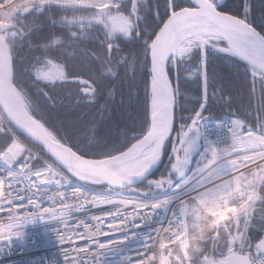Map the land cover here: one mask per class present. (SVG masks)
<instances>
[{
  "label": "trees",
  "instance_id": "16d2710c",
  "mask_svg": "<svg viewBox=\"0 0 264 264\" xmlns=\"http://www.w3.org/2000/svg\"><path fill=\"white\" fill-rule=\"evenodd\" d=\"M117 2L104 9L32 6L18 12L16 27L1 31L10 44L15 85L28 111L59 142L93 159L124 154L148 129L149 93L139 76L141 64H147L143 41L159 23L153 10L159 8L163 18L169 0ZM252 2L256 13L264 11L262 0ZM256 22H260L259 16ZM111 45L118 48L111 50ZM200 55L199 51H191L181 58L177 126L187 125L193 118L199 122L228 114L244 118L264 134V78L250 75L249 64L239 59L209 52L208 100L201 114L200 81L194 71ZM39 70L48 72L47 83L39 82L45 79L43 76L34 79ZM70 79L91 81L88 88L95 86L96 102L88 103L91 97L80 94L81 84L63 82ZM112 89L114 99H108ZM101 104L105 105L103 109ZM12 140L9 133L1 134L0 148L5 150ZM171 140L162 165L129 190L147 192L149 179L168 176L174 163ZM254 186L259 191L256 203L235 225L221 226L218 239L213 238L217 218L207 216L197 202H188L185 211L190 235L174 248L172 264H223L232 252L247 254L250 250L246 245L264 236V180L256 181ZM183 244L187 245L185 252Z\"/></svg>",
  "mask_w": 264,
  "mask_h": 264
},
{
  "label": "built area",
  "instance_id": "2783aa9c",
  "mask_svg": "<svg viewBox=\"0 0 264 264\" xmlns=\"http://www.w3.org/2000/svg\"><path fill=\"white\" fill-rule=\"evenodd\" d=\"M52 1L58 0H0V23L11 22L14 12L23 3L49 4ZM101 1L80 2L99 5ZM7 131L14 133L0 107V134ZM16 138L23 146V154L12 155L15 163H10L0 151V204L17 200H24L28 205L38 202L41 212L57 209V219H72L73 227L77 219H85L90 226L86 229L89 236L95 231L97 235L114 234L121 239L134 237L128 240L124 251L108 253L105 264L114 261L126 264L123 258L127 250L143 245L144 234H150L154 237L151 241L154 264H168L166 249L182 240L185 234L184 217L178 208L181 201L171 202L175 215L171 210L165 214L164 205L169 204L167 197H134L121 191L99 189L72 176L42 152ZM260 151H264V146L247 147L244 122L237 118L209 119L203 123L201 155L187 176L197 188L208 192L207 199L200 200L208 213L225 214L235 220L250 206L255 194L243 186L241 178L250 176L253 180L258 175L261 169L258 166L264 161V156L257 155ZM213 186L215 188L211 190ZM92 224L95 228H91ZM57 226L56 221L43 223L37 220L35 225L29 224L24 243L14 247L11 255H6L0 264H62L60 246L52 232ZM100 228L106 231L100 232ZM46 229L48 243L33 244L32 241L40 239ZM250 258L252 264H264V256L252 254Z\"/></svg>",
  "mask_w": 264,
  "mask_h": 264
},
{
  "label": "snow or ice",
  "instance_id": "6c2138e0",
  "mask_svg": "<svg viewBox=\"0 0 264 264\" xmlns=\"http://www.w3.org/2000/svg\"><path fill=\"white\" fill-rule=\"evenodd\" d=\"M264 3V0H262ZM213 4L216 6L217 12H223L226 16H234L238 22H241L240 28H221L219 23L208 17H194L187 21L194 29H203L208 35L196 34L192 39L187 38L183 32L177 31L172 38V44L174 49L179 51H199L201 53L199 66L196 69V75L199 78L201 89V114L204 108L207 107V83H208V63L209 52L216 56H222L231 59H239L242 63H248L250 53L254 54L256 49H261L260 55L264 56V11L256 13L254 11V4L252 0H213ZM201 0H188L184 3L183 0H169L166 5L163 18L160 14V9L155 8L153 10L154 18L159 22L156 31L151 32L148 38L143 41L146 52L144 59L147 64H141L139 69V76L146 83L147 91L149 93L147 97V124L148 129L142 136L143 145H149L156 139V134L152 131L153 125V91L155 83V66L153 58V44L157 39V34L161 32L166 21H168L173 13H179L186 8H201ZM260 17V22H256V17ZM193 41H198L200 46L194 44ZM188 44L190 47L185 49L182 45ZM118 48V45L114 46ZM39 59V58H37ZM49 60L52 58L49 57ZM182 60L177 58L175 51H172L167 55L165 62L164 73L170 84H173L175 91H179L180 84V68ZM51 71V69H49ZM250 75L256 78H264V73L257 75L256 71H250ZM12 79L10 81L12 87L17 92L19 91L15 86V67L11 68ZM45 77L40 80V83L48 82V72L39 70L37 77ZM66 83H79L81 88L80 94L83 96H90L88 103H95L96 88L93 85L89 90L88 85L91 81L82 82L81 80L70 79L63 81ZM4 86L3 76L0 75V88ZM47 92V89H45ZM111 94L108 99H114V89L110 90ZM50 96H46V99ZM79 100H77V103ZM3 107V105H0ZM105 107L101 104V108ZM196 112L193 113V117H196ZM161 123L163 120L161 118ZM195 119H191V122L187 125L181 124L177 126L175 117V107H173L171 127L166 133L168 140L170 141L173 133H175L178 142H182L185 137L190 136L195 128ZM167 142V141H166ZM7 145H5V148ZM3 151V149H0ZM173 151H176L174 148ZM18 163H22L18 162ZM175 169V164L172 165ZM175 172L170 171L167 180L149 181L152 184L155 193L158 196L167 197L169 204L164 205L165 214L167 211H173L175 215V209L171 207V202H180L187 197L185 206L188 202H196L199 200H206L208 196L207 191H202L197 188L191 178L187 176V173H182L178 178H174ZM167 184V188H164V184ZM213 183H215L213 181ZM204 189H208L207 185L202 186ZM173 189L175 191H173ZM17 205V207H14ZM18 205H23L19 207ZM149 207L151 205H148ZM57 209L41 212V205L37 202L32 205H28L24 200L12 201L11 203L0 204V261H3L6 255H11L14 247L22 245L27 237V227L29 224L35 225L37 220L43 223H49L51 221L57 222V227L52 230L53 237L56 243L60 246V254L62 264H105L108 253L124 251L125 245L129 239L134 237L118 238L114 234L109 235H97V232L93 231L89 236L86 233V229L90 226L85 219H77L76 225L73 227L72 219L62 220L57 219ZM163 217L161 218V223ZM171 223V221H170ZM91 228H95V224L91 225ZM100 232L106 231L104 228L99 229ZM48 230H45V234L37 240H33V244L46 245ZM174 238V237H173ZM144 243L138 248L128 249L127 255L123 258L126 264H154L155 257L152 256V244L154 239L150 234H144ZM170 243V241H166ZM250 252L255 249L257 256H264V236L258 237L255 240H251L246 245ZM113 264H122V261H114Z\"/></svg>",
  "mask_w": 264,
  "mask_h": 264
},
{
  "label": "water",
  "instance_id": "95a60500",
  "mask_svg": "<svg viewBox=\"0 0 264 264\" xmlns=\"http://www.w3.org/2000/svg\"><path fill=\"white\" fill-rule=\"evenodd\" d=\"M202 7L201 8H186L180 11L179 13L172 14V17L165 23L164 29L157 34V39L154 41L153 44V58H154V66H155V73L161 78L162 87L165 92V97L162 102L164 108L168 107L170 109L169 115L163 119V123L161 121L157 124H154L152 127V131L156 134V139L149 145H143L142 139L137 141L135 145L126 153V155H122L118 158L111 159V160H99L93 158H87L82 156L81 154L77 153L71 147L64 145L58 142L56 139H50L44 136H40L32 129L27 126H24L16 116H14L11 112V106L14 99L17 96V91L13 89L10 81L12 79L11 76V68L13 66V59H12V52L10 49V45L8 41L5 39L3 34L0 32V41L4 44L6 55H7V76L5 79L4 84V100L1 105H3V110L7 114L10 122L14 125V127L28 139H30L35 144L41 146L48 154L55 158H62L64 160H71L74 161L75 166L81 165L85 166L89 169L97 168L103 171H107L109 173H113V169L117 166H120L124 163L129 161L135 160L139 158L146 150L155 146L158 141H160V150L161 153L163 152L166 141L168 137L166 133L168 132L169 128L171 127L172 121V113L173 107H175V117H176V110H177V92L173 84L168 82V79L164 73L165 62L167 60V55L162 44L163 37L169 30V28L175 24H177L180 20L184 18L191 17L195 14H204L209 16L214 20H221L225 21L230 28H240L241 22H238L234 16H226L223 12H217L216 7H209L207 0H201ZM14 25H2L0 28L6 29L9 27H13ZM114 46H111L110 49L112 50ZM163 108V110H164ZM162 111V110H161ZM67 161V162H68ZM114 178L116 176L114 175ZM123 183V187L128 186L127 183ZM248 264V263H247Z\"/></svg>",
  "mask_w": 264,
  "mask_h": 264
},
{
  "label": "bare ground",
  "instance_id": "6f19581e",
  "mask_svg": "<svg viewBox=\"0 0 264 264\" xmlns=\"http://www.w3.org/2000/svg\"><path fill=\"white\" fill-rule=\"evenodd\" d=\"M208 6L213 7V3L209 2ZM198 16L210 18L209 16L204 15V14H195L191 17L180 20L177 24L169 28L162 42L166 55H168L172 51H175L176 57L179 58L182 54L186 53L187 51L186 50L184 52H181L179 51V49H174V46L172 44V38L175 36L177 31L183 32L184 35L189 39H192L196 34L208 35V33H206L203 29L196 30L190 24L187 23V21L191 20L194 17H198ZM215 21L219 23V26L221 28H230L225 21H221V20H215ZM182 47H184L185 49L189 48L186 44L182 45ZM260 51L261 49L257 48L254 54L250 53L249 62H253L255 64H258L259 66L264 67V56H261L259 54ZM6 63L7 62H6L5 46L0 41V64L2 65L3 79H5V76L7 73ZM155 77L156 79H155L154 91H153V94H154L153 120H155V124H157L161 121V118L163 120L169 115L170 109L168 107L164 108L162 104L164 97H165V92L162 87L161 78L158 75V73H155ZM11 112L14 116L18 118L20 123H22L24 126L29 127L30 129H32L34 132H36L40 136L53 139V136L51 135L49 130L43 125V123L35 119L28 112V110L24 106V103L19 99V97H16L14 99L12 106H11ZM11 148L17 151L19 149V146L15 143L12 145ZM159 150L160 148H159V142H158L157 145L150 148L149 150H146V152L143 155H141L139 158L115 167L113 169V173H109L107 171H103L97 168L88 169L81 165L72 166V163H74V161H71V160L69 161L67 160L68 168L72 173H74L78 177L88 180V181H95V179L97 180V178L98 179L105 178L107 181H109L111 184H114V185H118L120 184V182L132 183L136 177L149 171V169L153 166L157 158ZM114 175L116 176L117 179L114 178Z\"/></svg>",
  "mask_w": 264,
  "mask_h": 264
},
{
  "label": "rangeland",
  "instance_id": "374dc122",
  "mask_svg": "<svg viewBox=\"0 0 264 264\" xmlns=\"http://www.w3.org/2000/svg\"><path fill=\"white\" fill-rule=\"evenodd\" d=\"M193 42L196 45L199 44L198 41H193ZM186 45L188 47H190V45H188V44H186ZM188 53H189V51H186V53L182 54V56L185 55V54H188ZM182 56H180V58ZM6 61H7V58H6ZM248 64L250 66V71H256L257 75H259L260 73H264V67L259 66L258 64H255L253 62H248ZM0 67L2 69V65L1 64H0ZM3 92H4V86H3ZM201 134H202L201 127H200V124H198V121H196L195 128L193 129V131L190 134V136L185 137L182 142H178L177 141V137L174 134V136H173V138L171 140V143H172L171 157L174 158V163L173 164H175V166H176L175 169H173V167H171V171L175 172L174 178H178L184 172V170H182V169H184V168L189 169V167L191 165V159H190L191 156L190 155H192L194 152L197 151V149H199L200 143H201L200 142ZM247 138H248V140H247L248 144H249V140H251V139L255 140V142L257 144H260V142H261V139H256V137H254V136L250 137L248 135ZM248 146L249 147H254V145H252V144H249ZM168 148H169V146H166V150H165L166 153L168 151ZM174 148L176 149V151H173ZM257 155H258V157H263L264 156V151H260L259 154H257ZM161 156L162 155L159 152L158 155H157L158 158H156V160L154 162L155 164H153V166L149 169L148 172H145V173L139 175L138 177H136L134 179L133 183H136L139 180H142L144 178L148 179L149 178V174L148 173L150 171H152V169H156V168H158L159 166L162 165V163H163L162 161H163L164 158L162 156V160H161ZM9 160H11V159L9 158ZM233 165H234V163H232V166ZM259 166H264V161L261 162L259 164ZM85 168H87V167H85ZM262 173L263 172H261V175H262ZM216 174H221V173L217 172ZM168 177H169V174L166 177H162V178H158V179H149L148 180V185L150 186L149 187L150 190L147 191V192H135L136 189H135V191L134 190H130V191L134 192V193H155V190L153 189V186H152V184L149 183V181H154V182L155 181H160V180H165L166 181ZM95 181H98L97 183H101V182L104 183V184H108L109 183V181H107L105 178H102V179H98L97 178V180L95 179ZM164 188H167V184L166 183L164 184ZM185 207L186 206H185V202H184L182 210H183V213H185V215H186ZM189 235H190L189 232H187L184 241H187ZM184 241H183V243H185ZM182 246H183V247H181L182 251L185 252L186 248H187V245L183 244ZM242 255H241V253H235V254L228 255V256L225 257L226 259L224 258L225 262L223 264H226V263H228V264H239V260H241V258L243 257Z\"/></svg>",
  "mask_w": 264,
  "mask_h": 264
}]
</instances>
